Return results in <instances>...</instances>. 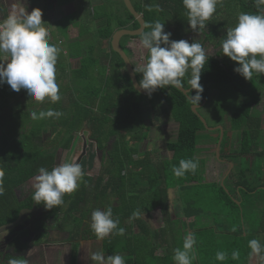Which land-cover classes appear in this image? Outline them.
<instances>
[{"label": "trees", "instance_id": "trees-1", "mask_svg": "<svg viewBox=\"0 0 264 264\" xmlns=\"http://www.w3.org/2000/svg\"><path fill=\"white\" fill-rule=\"evenodd\" d=\"M224 1L235 2L240 12H256L253 0ZM121 2L126 16L118 19L116 29H138L139 24ZM131 2L135 10L142 14L145 23L156 20L164 23L165 32L172 34L171 40H182L193 31L187 22L182 0ZM156 5H159V11ZM147 6H152V10L149 11ZM221 10L222 7L218 8L213 17ZM209 22L212 20L206 22L207 26ZM203 29L196 32H202ZM115 31L109 22L101 31L100 39L110 41ZM133 39L139 40V36L123 37L121 48L124 50L123 40L127 42ZM111 53L115 62L110 63L111 75L103 78L102 86L91 82L80 85L85 80L92 81L85 69L80 75L70 76L65 87H59L61 100L55 103L47 98L43 103H38L28 92H16L0 84V170L4 172V193L0 195V227L13 223L23 209L32 207L34 191L22 200L17 195L19 190L38 175L40 167L51 171L56 165L57 150H69L79 132L88 127L100 139L97 146L99 150H104L107 140L114 137L113 151L107 155L103 153L105 162H102L100 174L97 177L84 175L77 190L64 195L62 205L46 209L43 204H36L43 208L45 216L43 221L31 226V231L38 235L36 244L45 240V221L52 219L53 222L60 220L63 227H71L68 233L72 241L76 240L71 250L72 264L76 263L80 241H100V250L104 251L105 256L120 254L125 264H176L173 250L182 248L188 233L194 234L196 239L193 245L196 258L192 264H248L252 251L248 247L245 223L251 222V227L260 224L252 217L255 212L260 213L264 221V149H260L264 138L263 119L254 111L260 98L261 90L258 87L264 88V74L254 73L251 80H246L234 72L237 62L224 56L222 49L214 56H209L201 73L203 92L199 105L205 100V104L209 102L211 107L215 103L222 114L229 113V129L223 127L222 158L217 160L215 153L214 158L218 162L226 161L228 165H234L225 180L226 173L220 181H209L206 176L209 158L203 156L200 150L204 138L201 139L199 134L206 132L204 125L192 112V104L187 96L170 86L158 88L155 94L161 98L170 117L178 124L176 138L166 143V151L171 155L163 157L157 164L149 152L143 153L137 160L134 158L137 146L146 139V135L133 133L137 122L129 117L130 130L133 132L128 130L129 135L121 131L124 120L121 116L125 112L121 106L127 99L133 101V95L140 96L144 105L150 106L147 101L152 99L153 94L141 96L136 92L126 69L120 71L121 65L125 68L123 61L112 50ZM136 75L139 81L142 77L139 73ZM189 75L186 74L184 78L185 89L190 88L187 84ZM77 88L81 90L76 91ZM190 94L195 95V91L191 90ZM123 95L126 96L125 101ZM50 108L63 115L58 119L31 118V112L39 113ZM133 108L140 111L138 105ZM127 113L130 115L132 111ZM229 131L238 135L240 144L238 151L229 150L225 153ZM219 137L217 131L214 140L216 147ZM181 159L197 161L199 166L195 173L188 171L184 176L176 177L172 173V166H179ZM170 191L176 194L172 203ZM174 203L177 207L175 218L171 211ZM91 204L102 211L111 207L113 219H119L118 228H123L124 234H110L99 240L90 225L84 224L89 211H82L83 207ZM157 209L165 225L153 229L145 216ZM136 210L140 212L139 218L130 219ZM261 226L264 224L261 223ZM257 227L251 230L252 235H258L259 225ZM28 232L18 235V247H21L20 239L28 236ZM221 236L232 237V240L224 239L228 241L227 250L223 251L226 253L224 261L215 259L216 253L222 251V241H219ZM244 243L245 259L242 262L232 259L233 251L243 250ZM9 259L11 257H3L0 253V264H8Z\"/></svg>", "mask_w": 264, "mask_h": 264}, {"label": "clouds", "instance_id": "clouds-1", "mask_svg": "<svg viewBox=\"0 0 264 264\" xmlns=\"http://www.w3.org/2000/svg\"><path fill=\"white\" fill-rule=\"evenodd\" d=\"M220 0H182L186 9L187 22L193 31L205 28L206 22L217 11ZM256 12H241L234 27L227 29L226 37L221 41L222 52L231 61L237 62L234 72L244 79L251 80L253 74H264V0H253ZM152 10V6H147ZM159 11V5H156ZM42 10L34 8L29 13L25 6L13 4L6 18L0 19V84L7 83L13 91L27 90L29 96L38 103L47 98L55 103L61 100L60 88L56 82V64L60 49L49 42L46 22L42 21ZM147 31L139 33V44L146 50L144 63L135 69L142 74L138 88L149 96L158 88H177L185 92L193 108H197L203 86L200 83L202 70L209 58L204 45L198 41L171 40V33L165 32L164 23L156 20L145 23ZM163 45V46H162ZM185 89L184 78L189 74ZM194 90L188 95L186 90ZM63 113L54 109L31 112L33 120L59 118ZM198 162L194 159H181L179 166H172V173L182 177L188 171L195 173ZM34 177L32 199L43 204L46 209L62 205L64 195L71 194L79 187L84 172L82 166L74 160L54 166L51 171L40 167ZM3 170H0V195L4 193ZM139 210L132 213L130 219H137ZM119 219H113L112 208L95 209L91 213L90 227L99 240L110 234L123 235L124 229L118 228ZM195 235L188 233L182 248H175L173 260L176 264H192L196 258L193 245ZM252 253L260 255L264 245L258 239L248 241ZM87 257L93 264H125L120 254L105 256L103 250L88 249ZM239 252L233 251L232 259H238ZM215 259L224 261L226 253L218 251ZM8 264H29L24 258H11Z\"/></svg>", "mask_w": 264, "mask_h": 264}, {"label": "rangeland", "instance_id": "rangeland-1", "mask_svg": "<svg viewBox=\"0 0 264 264\" xmlns=\"http://www.w3.org/2000/svg\"><path fill=\"white\" fill-rule=\"evenodd\" d=\"M105 2V0H104ZM135 2V0H133V3ZM91 7H92V11L94 10L96 15L99 16L102 12L104 14H106L107 19L109 20V22L112 24L113 28L117 27V22L119 18V10H123V4L122 2L119 3V7L116 6L114 3L111 2H107L104 5V7H99L96 4H93L92 2H90ZM222 7L221 12L214 18L212 17L210 20H212V22H209L208 26L202 30V32H197L194 35H192L191 38L188 39L189 43H192L193 41H198L200 42L202 45H204L207 49V52L209 54V56H214L219 50L222 49V44L221 41L226 37V32L227 29L232 28L236 25L237 23V17L238 15L241 13L238 5L235 2H229V1H224L220 0L217 9ZM125 12V10H124ZM92 12H90L91 14ZM75 16L73 17H69L65 22H76L75 20ZM214 19V20H213ZM42 21L48 23L46 24V28L48 30H50V28L52 27V22L50 19H48L45 15V13H43L42 15ZM64 22V23H65ZM78 26V23L76 22L75 27ZM50 33V31H48ZM194 32V31H192ZM190 32V33H192ZM189 33V34H190ZM208 37L207 40L205 39V37ZM123 47L125 46V41L123 40L122 42ZM125 49V48H124ZM125 52L128 53V55H130L129 50L125 49ZM141 56H139L140 58V62L136 63L137 67L142 65L144 63V56L143 53L145 52H140ZM136 58V57H135ZM122 66V65H121ZM125 69V68H124ZM109 71V70H108ZM142 77V74L139 73ZM259 90H261L259 92L260 94V98H259V102L257 103V105L254 107V111H256L258 114H260L262 116L263 119V123H262V127L264 130V88L262 87H258ZM124 101L126 99V96L123 95L122 96ZM134 99L133 101H128L126 103H123V105L121 106L122 109L125 111L122 119H127L132 118L134 119L138 124L139 127L141 126L140 123H142V118H147L145 121H148L147 123L151 122V123H156L155 121L159 120V124L157 126V128L159 129V131H155V134H153V139L155 140V143L151 144L150 142H148V146L147 149L151 150V156H152V160L154 161L155 164H157L161 159H163V157H169L171 154L166 152V142L167 141H173L174 138L176 137L177 131H178V125L176 123L173 122L172 118L170 117L168 110L166 108V105L164 104V102H162L160 99V97H158L157 94H153V97L151 100L147 101L150 105V109L146 110L145 109V105L144 102L142 100V98H140V96L138 95H133L132 96ZM137 103V105L139 106V110L142 109L143 107V112L146 113H150L149 116H147L146 114L142 116H138L135 115L136 111L138 112V109L135 110L133 108V104ZM206 107H202L199 109V112L202 114V116L204 117V119L206 120L207 124L209 127H217V126H222L225 127L227 130L229 129V122H230V116L229 113L226 112L224 114L221 113V111L219 110L218 106H215V103L212 105H210V103L208 102L207 105L205 104ZM137 108V107H136ZM132 111V114H128L127 112ZM157 113V115H156ZM155 118V120L153 119ZM130 128L128 130L131 129V126H129ZM141 129H138V131H140ZM123 131V130H122ZM132 131V130H130ZM130 131L128 132L129 135ZM144 131V130H142ZM206 132H201L200 138L203 139L204 138V142L201 143L200 145V150L202 151V155L205 157L209 158V163H208V167H207V179L209 181L211 180H215V181H220L222 179V177L225 175V173L227 174V172L229 171V165L226 163V161H216L214 158V153L216 152V145H214V140L216 138L217 135V131H207ZM133 132V131H132ZM135 133V132H133ZM53 134V132H52ZM52 134L50 135V137L52 136ZM85 137L87 136V134L85 133L84 135ZM227 146L224 149L225 153H228L229 150H234L235 152L238 151L239 149V144H240V140L237 134L235 133H231L229 131L228 133V138H227ZM263 140V144L260 145V149H264V138ZM112 145V144H111ZM83 149V144H82V139L81 138H76L72 147L69 150H57V160H56V165H59L63 162H71V161H75L77 159V157L81 154ZM143 149H145V144L143 146ZM233 151V152H234ZM87 155L86 158L82 161V163L80 164L82 166V170L84 172V175H90V176H97L100 168H101V162H100V158H101V152H96L95 151V145L94 144H88V148L86 150ZM161 153L163 154V156L161 155ZM216 155V153H215ZM222 156L220 155L221 159ZM254 162V161H251ZM232 164V163H231ZM234 169V165L232 164V170ZM35 179L30 180L27 185H24L19 192L17 193L18 196L20 198H24L26 197L29 193L34 191V184H35ZM170 197L171 200H174L176 194L174 193V191H170ZM90 209V206H89ZM176 204L174 203V206H171V211H172V216H174V218L176 217ZM176 214V215H175ZM261 214L258 212H255L252 214V217L254 220H257L258 223L260 224H256L254 227H251V222L250 223H245L244 229L245 232L247 233V243L248 241H250V239L252 240L253 237L254 239L257 238V235H252V231L255 230V228H258L257 225H259V230H261L262 232H264V226H261V223L264 224L263 221V216H260ZM146 220L148 221L149 225L153 228V229H158L161 228L165 225L163 217L159 211V209H157L156 211H154L151 214H147L145 216ZM24 220V219H23ZM22 220V221H23ZM216 223L218 224L219 221L216 220ZM54 229H59L58 226H60V220L54 223ZM84 224L85 225H90L91 224V213L90 215L84 219ZM213 224V223H211ZM222 224V223H221ZM261 226V227H260ZM63 227V226H62ZM71 227L69 226H65L63 228V231L66 232L67 230H70ZM18 229V228H17ZM219 229H223L222 227H219ZM252 230V231H251ZM260 231V232H261ZM13 230H7L5 232L0 233V242L6 240L9 236H11V234L13 233ZM107 237V236H106ZM256 237V238H255ZM29 238V236H28ZM68 236L67 234H62V238H60V240L58 241H49L51 243V245L48 248H43L41 254L44 257V261L41 258V255L37 253V250L33 252H31V254L34 255V261H29L30 264H43L47 261L48 264H68V260H70V248L72 246V244H70L68 241ZM232 237L229 236H221L219 241H222V251H226L227 250V246L228 245V241L224 240V239H228V240H232ZM260 238V243L261 245H264V236H259ZM234 239V238H233ZM78 241V240H77ZM240 243V239L237 240ZM245 243L243 244V250H241L239 252V258L237 259L238 261L242 262L245 259V247H244ZM80 246V247H79ZM78 246V260H79V264H92L93 262L88 259L87 257V252L88 249L91 248L92 250H100V241H91V242H80ZM256 255V254H255ZM261 256H263V252L260 255H256V261H253L254 264H258V262L260 261ZM61 257V259H60ZM47 258V260L45 259Z\"/></svg>", "mask_w": 264, "mask_h": 264}, {"label": "crops", "instance_id": "crops-1", "mask_svg": "<svg viewBox=\"0 0 264 264\" xmlns=\"http://www.w3.org/2000/svg\"><path fill=\"white\" fill-rule=\"evenodd\" d=\"M90 2L99 7H104L106 0L105 2L104 0H0V19L6 18L8 13L11 11V6L13 4H21L22 6H25L29 13L34 8H40L42 13H45L46 17L52 22V27L48 30L50 31L49 42L51 44H55L61 50L56 64V79H60L56 82L59 87H65L67 85V79L70 76L80 75L85 69L88 71L87 74L92 81L85 80L80 83V85H84L83 83L85 82L90 84L91 82L92 84L94 83L98 86H102L103 78L111 75L110 63L115 62V59L111 53V40L108 41L100 39V33L108 26L109 20L103 12L97 16L95 11H92ZM107 2L114 3L119 7L121 0H107ZM135 2H137V0H135ZM90 12L92 13L90 14ZM119 12V17L125 18L126 14L124 9H120ZM70 16H75L74 20L78 23V26L75 27L76 22H65ZM113 29L117 31L116 28ZM124 48L129 50L130 55L128 56L136 69V63L140 62V52H145L143 53V55H145L146 50L141 48L139 40L137 39L125 42ZM0 59H3L2 55H0ZM120 71H125V69L121 66ZM4 85L8 89L10 88L7 83H4ZM80 90L81 88L76 89V91ZM20 92L27 93L25 89H21ZM134 105H137V103H134L133 106ZM145 109H150V106L146 105ZM150 113L143 112L142 107V109L138 111V113L136 112L135 115L143 117L145 114L149 116ZM146 119L147 118L144 117L142 118V120ZM155 122L157 125L159 124V120ZM150 124L152 123L149 122V125ZM138 135L142 136L146 134L138 133ZM148 142L153 144L155 143V140L150 138L147 143H145L144 152H149L151 154V150L147 149L149 144ZM170 201L172 203V200ZM260 231L257 238L255 237L259 241V236H264V232ZM71 250L72 246L70 248V260H68V264H72ZM78 256L79 254L77 253V260L75 264H79ZM256 258V255L251 253L248 264H254L253 261H256ZM45 259L47 260V258ZM43 264L48 263L46 261ZM258 264H264V252Z\"/></svg>", "mask_w": 264, "mask_h": 264}, {"label": "flooded vegetation", "instance_id": "flooded-vegetation-1", "mask_svg": "<svg viewBox=\"0 0 264 264\" xmlns=\"http://www.w3.org/2000/svg\"><path fill=\"white\" fill-rule=\"evenodd\" d=\"M147 122L148 121L142 120V123H140L141 124L140 127H139V124H137V123L134 125L135 126V133L146 134V139H144L137 146V152H136V155H134V158L136 160L138 158H140L143 155V153H145L144 149H143L144 144L147 143V141L150 138L153 139L152 136H153V134H155V131H159V129L157 128L158 125L156 123H152V124L149 125V123H147ZM122 127L124 129L122 128L121 131L123 130L122 132L125 133V134L128 133V129L130 128L129 127L128 118L123 120ZM138 129H141V130L138 131ZM142 130H144V131H142ZM85 133L87 134L86 137L84 136ZM77 137L82 139V144L83 145H84V141L86 142V150L88 148V144H94L95 145V151L96 152H101V158H100L101 165H102V162H105V160L103 159V157H104L103 153H105V155H107L109 152H112L113 151V147L115 145V138L111 137V138H109L107 140V142L105 144V149L104 150H99L97 148V146H99L100 139H99V137L97 135L94 136L92 134V132L89 130L88 127H84L79 132ZM86 155H87V152H86ZM86 155L82 158L80 164L86 158ZM161 155L163 156L162 153H161ZM151 158H152V156H151ZM100 171H101V168H100ZM100 171H99L98 175L100 174ZM86 176L97 177V176H90V175H87V174H86ZM27 183L25 185H27ZM31 193H29V194H31ZM29 194L26 197L22 198V200L27 199ZM89 206H90V209H89ZM32 207H33V205H32ZM32 207L31 208H25L23 210L32 209ZM36 208H37V210L33 214H28L27 212H25L24 215H23V219L24 220L21 223H19L18 225H16L13 228L9 229V230H13L14 231L11 234V236H9L6 240L0 242V253H1V255L3 257L9 256L11 258H23V257H18L17 255L25 253V251H26V249H27V247L29 245L30 246V251L27 254L26 258H24V259H27L28 261H33L34 260V255H33L34 252H33V250L34 251L37 250V253L41 255V258L44 261V257L42 256L41 252H42L43 248L44 249L45 248L49 249V246L51 245V243L49 241H58V240H60V238H62V234L66 233L67 236H68L67 239L69 240L68 242L70 244H73V243L76 242V240L75 241L71 240L70 234L68 233L71 230V228H70V230H67L66 232L63 231L64 227H62L61 225L58 226L59 229H54V225H55L54 223L55 222H53L52 219H48V220L45 221L46 222L45 223V229H44V232H46L45 240L42 243H40V244H36L35 240L38 237V235L35 234L34 238L32 239L31 243L29 244L28 243V236H30V233H32V231H31L32 224H35V223L40 222V221H43L44 217H45L44 213H43L44 210H42V212H40V209H43V208L42 207H37V206H36ZM86 209H88V211H89V214L87 215V217L90 215V213H92L95 210V208L93 207V204L88 205L87 207H83L82 211H85ZM25 231L26 232L29 231L28 232L29 235L28 236L26 235L25 237L20 239L19 242H20L21 247H18L16 245V238L18 237L19 234H21L22 232H25ZM80 242H89V241H80ZM31 252H33V254H31Z\"/></svg>", "mask_w": 264, "mask_h": 264}, {"label": "water", "instance_id": "water-1", "mask_svg": "<svg viewBox=\"0 0 264 264\" xmlns=\"http://www.w3.org/2000/svg\"><path fill=\"white\" fill-rule=\"evenodd\" d=\"M122 1H123L124 5H125L126 9L128 10V12L134 17V19L139 24V28L136 29V30L121 29V30L115 31L113 36H112V38H111V48H112V51L114 53H116L121 58V60L123 61L124 65H125L126 72H127L128 76L130 78V81H131L132 86L135 89V91L138 92L141 96H149L145 91L140 90L138 88V82L139 81L137 79L136 72H135V70L133 68V65H132L131 61L129 60L128 56L126 55V53L124 52V50L121 48V45H120V41H121V39L123 37H126V36L137 37V36H139V33L141 31L145 30V28L143 27L144 24H145V20H144L142 14H139L135 10L131 0H122ZM195 33H196V31L188 34L182 40H186V39L191 38L192 35H194ZM156 91H154L152 94H154ZM186 91H187V94H189L191 90L189 89V90H186ZM180 92H182L184 95H186L185 92H183V91H180ZM205 103H206L205 100L202 101V104L198 105V107L195 108V109L192 106V112L200 119V121L204 125L205 130H207V131H219L220 137H219V140H218V143H217V147H216V158L219 160L220 155H221V145H222V142H223V139H224V129H223L222 126H217V127H212V128L208 126L206 120L204 119L202 114L199 112V109L202 108L205 105ZM85 155H86V142L84 141L82 152L77 157L75 162L80 164L82 158ZM229 166H230L229 167V171L227 172L225 178L230 174V172L232 170V164L231 163H230ZM225 178H224V180H225ZM222 186H224L223 182H222ZM236 203L239 205L238 202H236ZM36 210H37L36 203L33 204L32 209L22 210L19 213V216H18L16 221H14L13 223L7 224V225H3V226L0 227V233L5 232V231L13 228L14 226L18 225L19 223H21L22 220H23V215H24L25 212H27L28 214H33ZM42 210L43 209H40V212H42ZM34 236H35V233H33V232L30 233V236L28 238V243L29 244L31 243V241L34 238ZM29 251H30V246L28 245L25 253L18 254L17 256L26 258V256L29 253Z\"/></svg>", "mask_w": 264, "mask_h": 264}]
</instances>
